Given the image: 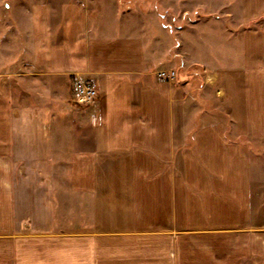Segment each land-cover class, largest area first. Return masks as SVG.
<instances>
[{
	"label": "crops",
	"instance_id": "0c3cea01",
	"mask_svg": "<svg viewBox=\"0 0 264 264\" xmlns=\"http://www.w3.org/2000/svg\"><path fill=\"white\" fill-rule=\"evenodd\" d=\"M4 5L0 264H264V0Z\"/></svg>",
	"mask_w": 264,
	"mask_h": 264
},
{
	"label": "built area",
	"instance_id": "2783aa9c",
	"mask_svg": "<svg viewBox=\"0 0 264 264\" xmlns=\"http://www.w3.org/2000/svg\"><path fill=\"white\" fill-rule=\"evenodd\" d=\"M161 79H172L176 77V72L173 69H161L156 72ZM97 95L96 88L93 84L83 81H76L73 84V98L76 100L77 106L91 104ZM75 103V102H74Z\"/></svg>",
	"mask_w": 264,
	"mask_h": 264
},
{
	"label": "rangeland",
	"instance_id": "374dc122",
	"mask_svg": "<svg viewBox=\"0 0 264 264\" xmlns=\"http://www.w3.org/2000/svg\"><path fill=\"white\" fill-rule=\"evenodd\" d=\"M4 3H7V4H12L14 3V0H0V18L3 19V22L5 23V19L9 21V13H7V7H5ZM8 15V16H7ZM164 69H167V68H164ZM68 98H69V104H70V108H73V110H77L78 108H76L75 106H77V102L76 100H74V104H77V105H73V102L72 100L74 99L73 98V86H72V89H71V86L68 88ZM26 98V97H24ZM79 109L81 108H84L85 106L84 105H79L78 106ZM76 108V109H74ZM72 110V109H71ZM257 152H260V154H263L264 155V150H260V151H257Z\"/></svg>",
	"mask_w": 264,
	"mask_h": 264
}]
</instances>
